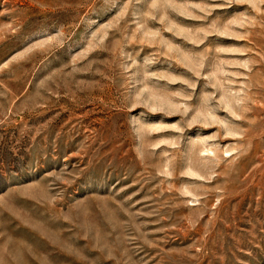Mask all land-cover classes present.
<instances>
[{"label":"rangeland","instance_id":"rangeland-1","mask_svg":"<svg viewBox=\"0 0 264 264\" xmlns=\"http://www.w3.org/2000/svg\"><path fill=\"white\" fill-rule=\"evenodd\" d=\"M0 264H264V0H0Z\"/></svg>","mask_w":264,"mask_h":264}]
</instances>
